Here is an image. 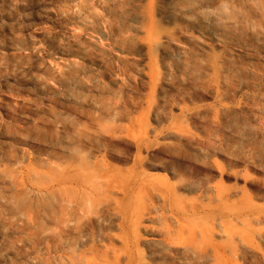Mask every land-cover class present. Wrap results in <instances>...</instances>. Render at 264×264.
Instances as JSON below:
<instances>
[{
  "label": "rangeland",
  "instance_id": "obj_1",
  "mask_svg": "<svg viewBox=\"0 0 264 264\" xmlns=\"http://www.w3.org/2000/svg\"><path fill=\"white\" fill-rule=\"evenodd\" d=\"M166 1L157 0L158 30L167 27L163 14ZM12 2L15 4V0H0V47L15 39L19 46L27 49L31 37L44 33L61 41L68 50L74 49V40L81 39L102 53L100 63L78 61L87 79L95 82V86L87 89L51 80L37 68L38 64L51 70L58 68L61 59L52 40L42 51L31 56L25 50L28 60L13 58L9 51L0 49V64L3 62L0 66V163L16 169L15 179L20 185L16 189L37 190L38 186L25 178L27 171L38 170L48 160V147L62 145L66 140V134L57 135V144L48 138L56 118L71 121V129L75 132L94 131L110 140L107 148L97 152L85 145L77 147L80 155L89 158L101 171L102 167H111L122 174L119 183L105 185V181H101L102 186L109 188L98 197V204L102 205L98 209L101 223L95 224L92 241L89 239L86 243L85 240L86 245L83 242L71 247L80 257V264H184L174 249H165L167 239L177 243L179 224L162 203L151 199V193L122 201L123 191H119L125 189L119 186L122 184L133 190L144 176L147 180L154 179L156 183L162 180L174 186L175 180L170 173L173 163L162 145L163 138L172 134L192 137L196 147H205L207 140L215 145V154L199 165L200 173L192 174L193 183L200 184L198 188L182 193L187 205L201 208L206 204L207 195L201 188L205 185L204 178L207 177L208 185L213 186L215 182L209 177L215 175L218 179L221 175L222 186L229 191V206L246 203L256 208L257 212L248 214L247 218L251 222L255 217L260 218L258 224L252 222L253 229L264 231V145L252 139L256 138L255 121H212L220 120L224 109L231 108L247 120L252 119L255 110H264V71L252 87L217 88L210 76L197 83L181 76L170 79L162 64L165 61L177 63L179 57L172 51L165 53L159 46L152 50L149 70L147 57L134 56L132 62L142 76L128 75L121 72L120 60L105 32L79 31L80 35L69 23L51 14L78 8L76 0H16L15 7ZM124 27L119 26L121 30ZM104 106L114 107L116 117L105 116L101 112ZM60 127L62 130L64 125ZM217 129L220 130L218 133ZM38 132L45 133L43 142L35 140ZM226 154L232 161L224 158ZM63 177L65 175L60 178ZM152 207L159 220H140L139 215L135 226H129L130 213L134 209L140 213L151 211ZM10 221V216L0 209V264H41L43 259L52 260L68 254V249H54L45 244L31 247L23 243L14 234L15 226ZM232 222L236 223L233 219ZM253 244L262 247L258 241ZM239 264L248 263L242 261Z\"/></svg>",
  "mask_w": 264,
  "mask_h": 264
},
{
  "label": "bare ground",
  "instance_id": "obj_2",
  "mask_svg": "<svg viewBox=\"0 0 264 264\" xmlns=\"http://www.w3.org/2000/svg\"><path fill=\"white\" fill-rule=\"evenodd\" d=\"M76 1L78 8L68 7L67 10H57L51 14L62 22L69 23L75 28V32H105L120 60L121 72L128 75H141L132 62L131 58L134 56L147 57L149 70L152 50L159 46L165 53L172 51L179 57L177 63L165 61L162 64L169 78L181 76L197 83L210 76L217 88H235L252 87L263 74L264 0H167L164 13L162 12L167 19V27L162 30H158L156 25L160 16H157L158 10L156 11L157 0ZM15 5L16 0L14 7ZM121 25L126 28L121 30ZM50 40L55 44L61 62L56 70L39 64L36 65L37 68L49 79L58 80L59 83H73L76 86L91 88L95 82L87 79L78 61L100 63L102 53L92 48L88 41L74 40V49L68 50L65 44H60L61 41L39 33L29 39L27 49L19 46L15 39L0 49L9 51L13 58L27 59L25 50H28V56H31L42 51ZM138 47L142 52L137 51ZM2 64L3 62L0 66ZM149 78L151 80L150 76ZM68 86L66 88L69 89ZM67 98L73 100L70 96ZM255 111L252 119L247 120L231 108L224 109L222 118L212 121H255L256 138L252 139H257L262 146L264 110ZM101 112L109 118L116 117L114 107L104 106ZM61 125H64L62 130ZM210 126L212 127L211 123ZM52 129L48 133L51 141L57 144V135L60 134H66V140L62 141V145L59 143L47 146L48 160L43 162L38 170L27 171L25 178L36 184L37 190L30 191L22 187L16 189L20 186L15 179L16 169L0 163V209L10 216L15 226L14 234L23 243L31 247L45 244L54 249H68V254L52 260L43 259L41 264H80V257L74 254L75 250L71 247L85 243V240L86 243L89 239L93 240L94 226L101 223L98 209H101L102 205L98 204V197L109 189L108 186L105 187L109 182L119 183L122 174L118 169L111 167H102L101 171L89 158L78 152L77 147L84 145L94 152L109 146L110 140L105 139L103 134L83 129L75 132L71 129V121H61L57 118L52 123ZM44 134L38 132L35 140L43 142ZM162 145L173 163L174 168L170 169V173L175 180L174 186L161 182L162 180L156 183L154 179L147 180L144 176L141 177L138 187L133 190L126 189L125 184L119 185L125 188L119 190L123 191L122 201H130L134 197L138 199L140 195L151 193V199L155 198L157 202L162 203L179 224L176 231L177 243L173 244L171 238L167 239L165 249H174L178 257H182L184 264H239L242 261L248 264H264V231L254 230L252 225V222L258 224L260 218L255 217V221L253 218L252 222L247 218L248 214H255L257 209L246 203L230 207L229 191L222 186L221 175L218 179L215 175L209 177L215 182L213 186L208 185L207 177L204 178L205 185L201 188L207 195L208 202L201 208L197 205L188 206L183 198V192L200 185L193 183L192 174H199V165L215 154L213 141L207 140L205 147H196L197 143L192 137L172 134L163 138ZM191 150L194 153H191ZM224 158L232 161L229 154ZM61 175L65 177L60 178ZM102 180L105 181L104 186L101 185ZM138 212L134 209L130 213L132 218L129 226H135L139 215L140 220H159L155 207H152L151 211ZM232 219L236 223H233ZM256 241L262 247L254 245L253 242Z\"/></svg>",
  "mask_w": 264,
  "mask_h": 264
}]
</instances>
